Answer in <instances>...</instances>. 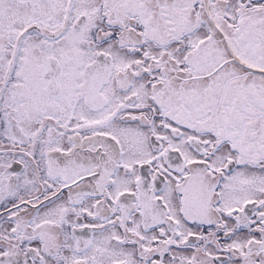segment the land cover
<instances>
[{
  "label": "snow or ice",
  "instance_id": "1",
  "mask_svg": "<svg viewBox=\"0 0 264 264\" xmlns=\"http://www.w3.org/2000/svg\"><path fill=\"white\" fill-rule=\"evenodd\" d=\"M0 264H264V0H0Z\"/></svg>",
  "mask_w": 264,
  "mask_h": 264
}]
</instances>
